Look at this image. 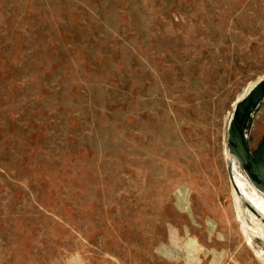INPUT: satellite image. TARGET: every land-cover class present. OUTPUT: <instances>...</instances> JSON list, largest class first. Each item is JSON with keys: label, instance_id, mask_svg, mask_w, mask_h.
<instances>
[{"label": "rangeland", "instance_id": "374dc122", "mask_svg": "<svg viewBox=\"0 0 264 264\" xmlns=\"http://www.w3.org/2000/svg\"><path fill=\"white\" fill-rule=\"evenodd\" d=\"M263 78L264 0H0V264H264Z\"/></svg>", "mask_w": 264, "mask_h": 264}, {"label": "water", "instance_id": "95a60500", "mask_svg": "<svg viewBox=\"0 0 264 264\" xmlns=\"http://www.w3.org/2000/svg\"><path fill=\"white\" fill-rule=\"evenodd\" d=\"M264 99V78L258 81L250 91L236 104L228 130V149L242 167H245L249 179L253 177L264 181V136L250 153L245 134L252 113ZM251 164V168L246 166ZM261 189L264 191V187Z\"/></svg>", "mask_w": 264, "mask_h": 264}, {"label": "flooded vegetation", "instance_id": "af4514ba", "mask_svg": "<svg viewBox=\"0 0 264 264\" xmlns=\"http://www.w3.org/2000/svg\"><path fill=\"white\" fill-rule=\"evenodd\" d=\"M261 139H262V138H261ZM261 139H260V140H261ZM257 144H258V143H257ZM257 144H256V146H257ZM256 146H255V148H256ZM255 148H254V149H255ZM254 149H252V150L249 149L250 153H252V151H253ZM251 166H252V165L248 163V165L246 166V168H251ZM243 169L245 170V167H243ZM246 174H247V173H246ZM248 178H249V177H248ZM253 180H255L256 183H254V182L250 179V181L253 183V185L256 187V189H257L258 191H260L262 194H264V191L261 189L262 186L264 187V181H260V180H258L256 176L253 177Z\"/></svg>", "mask_w": 264, "mask_h": 264}, {"label": "crops", "instance_id": "0c3cea01", "mask_svg": "<svg viewBox=\"0 0 264 264\" xmlns=\"http://www.w3.org/2000/svg\"><path fill=\"white\" fill-rule=\"evenodd\" d=\"M258 106H259V105H258ZM258 106H257V107H258ZM256 109H257V108H256ZM252 115H253V113H252ZM252 115H251V116H252Z\"/></svg>", "mask_w": 264, "mask_h": 264}]
</instances>
